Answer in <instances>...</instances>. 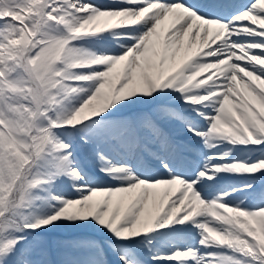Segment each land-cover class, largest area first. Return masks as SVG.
I'll return each mask as SVG.
<instances>
[{"label": "snow or ice", "instance_id": "snow-or-ice-1", "mask_svg": "<svg viewBox=\"0 0 264 264\" xmlns=\"http://www.w3.org/2000/svg\"><path fill=\"white\" fill-rule=\"evenodd\" d=\"M0 264H264V0H0Z\"/></svg>", "mask_w": 264, "mask_h": 264}]
</instances>
